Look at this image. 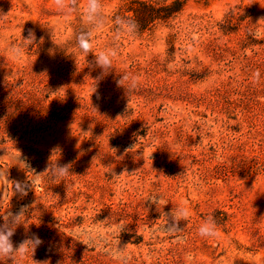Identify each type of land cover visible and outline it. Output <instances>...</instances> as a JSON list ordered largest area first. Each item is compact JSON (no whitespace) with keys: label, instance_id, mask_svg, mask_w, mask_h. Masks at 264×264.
<instances>
[{"label":"rangeland","instance_id":"rangeland-1","mask_svg":"<svg viewBox=\"0 0 264 264\" xmlns=\"http://www.w3.org/2000/svg\"><path fill=\"white\" fill-rule=\"evenodd\" d=\"M101 3L104 75L77 45L86 0H0V224L29 206L13 242L42 241L18 264H264V0Z\"/></svg>","mask_w":264,"mask_h":264},{"label":"clouds","instance_id":"clouds-1","mask_svg":"<svg viewBox=\"0 0 264 264\" xmlns=\"http://www.w3.org/2000/svg\"><path fill=\"white\" fill-rule=\"evenodd\" d=\"M56 7L65 13V16L71 14L77 7V0H54ZM83 21L89 26L87 31H82L77 39V45L79 49L85 55H92L94 57V64L101 69V74L104 75L112 67L113 60L117 57V51L115 49H106L96 53L93 51V41L91 39L94 32L101 31L105 27V12L104 5L101 0H86V6L84 7ZM118 25V30L127 32L129 34L135 33L138 30V25L131 20L117 17L114 21ZM27 42H34L36 40L35 34L30 30L27 39H23ZM11 51L16 52V49ZM258 75V74H257ZM129 78L127 76H121L118 80V84L123 87L125 81ZM132 86H135V79L131 81ZM58 149H54L53 153ZM115 151V150H113ZM51 161V158H50ZM51 170L50 179L55 182L56 180L64 177L65 175H71L72 164H61L58 162L53 166L49 163L48 169L45 173ZM45 173L37 176H43ZM127 171L124 172V174ZM123 174V175H124ZM17 192L23 196L27 195L25 190L26 186H22L17 183ZM152 204H155L157 209L160 205V199L153 198ZM29 206H23L15 213L9 212L7 217H3L4 223L0 224V258H4L7 261H11V264H18L17 257H24L27 255L29 249L32 250L33 256L35 250L42 243L39 236L32 234L30 237L24 239L19 244L13 242V236L15 235L16 228L20 224L21 218L28 214ZM171 218L174 223L168 225V231L170 232H182L179 227V220L181 218L187 219L189 211L186 208L172 209ZM199 235L201 237L216 239L219 236L217 231V225L213 217H209L204 224L199 228ZM123 251V250H121ZM34 261V260H33ZM34 264H48L47 261L38 262L34 261Z\"/></svg>","mask_w":264,"mask_h":264},{"label":"trees","instance_id":"trees-1","mask_svg":"<svg viewBox=\"0 0 264 264\" xmlns=\"http://www.w3.org/2000/svg\"><path fill=\"white\" fill-rule=\"evenodd\" d=\"M149 7H150V9H152V10H154V9H155L153 6H149Z\"/></svg>","mask_w":264,"mask_h":264}]
</instances>
